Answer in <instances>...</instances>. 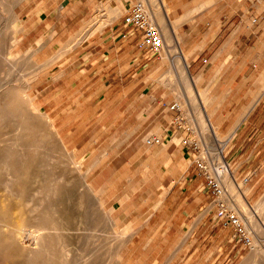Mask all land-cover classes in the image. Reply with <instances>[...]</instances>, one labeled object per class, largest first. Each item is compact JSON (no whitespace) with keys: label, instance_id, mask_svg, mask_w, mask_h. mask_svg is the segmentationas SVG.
Segmentation results:
<instances>
[{"label":"rangeland","instance_id":"1","mask_svg":"<svg viewBox=\"0 0 264 264\" xmlns=\"http://www.w3.org/2000/svg\"><path fill=\"white\" fill-rule=\"evenodd\" d=\"M134 1L98 2L85 10L78 29L66 32L65 25L61 32L45 33L46 41L40 37L34 44V37L19 41L22 25L16 15L0 10V145L7 143L14 154L18 149L25 152L20 162L13 156V163L30 166L38 155L42 171L55 177L63 189L58 197L70 221L57 234L63 236V249H59L69 264H240L252 258V248L232 240V230L216 246L203 239L196 227L209 209L213 220L218 200L254 220L251 226L245 217L253 243L258 241L261 247L259 263L263 264L264 203L259 208L258 202L264 199V184L251 190L248 177H238L224 156L230 136L222 131V121L205 118L213 116L218 106L208 103L203 75L195 71L202 56L185 67L183 75L176 63L178 50L164 39L159 54L142 50L136 73L129 68L124 81L111 87L104 81V54L114 46L113 30H128L119 15ZM148 1L155 11L159 0ZM208 1L203 6L214 2ZM71 2L63 0V22L74 12ZM115 5L122 10L108 20V9ZM181 21L180 40L187 30ZM204 27L194 26V32L199 30L196 35H202ZM217 31L210 25L203 36L211 39L192 41L190 48L201 51L217 44L213 38ZM59 51L64 52L55 56ZM176 101L181 108L171 109ZM183 138L195 139L198 150L184 145ZM192 156L219 169L226 163L233 187L225 184L227 172L217 175L210 164L211 175L225 192L214 197L203 172L198 185ZM21 197L0 185V206L7 210L0 231L14 232L17 225L28 231L38 228L29 202ZM215 223L224 228L216 218ZM9 261L15 258L0 255V264Z\"/></svg>","mask_w":264,"mask_h":264},{"label":"crops","instance_id":"2","mask_svg":"<svg viewBox=\"0 0 264 264\" xmlns=\"http://www.w3.org/2000/svg\"><path fill=\"white\" fill-rule=\"evenodd\" d=\"M101 1L105 0H72L74 12H70L68 22L61 19L66 12L62 9L63 0H0V10L9 9L7 16L16 15V20L22 25L19 41L34 37L32 40L34 44L40 41V37L46 41L45 33L54 36L61 32L65 25L66 32L78 29L84 20L85 10L92 9ZM207 1L165 0L166 18L170 22H175L177 26L182 20L180 22L182 26H187L179 42L180 51L187 55L188 67L196 64L197 58L202 56V63L200 65L197 63L195 71L203 75L202 86L207 90L208 103L218 106L213 116L205 118L208 121H222L223 126H220L222 131L230 136L228 151L224 156H228L238 177H248L250 189L255 190L264 184V0H214L213 3L203 6L202 3ZM108 10V20H111L119 15L122 7L115 5ZM180 15L184 18L178 17ZM176 17L178 18L175 19ZM199 25L205 26L202 35H196L199 30L194 32L193 29ZM210 25L218 28L213 34L217 44L204 47L201 51L190 48L189 44L192 41L211 39L209 36H203L208 32ZM75 26L77 28L74 29ZM113 31L114 46L104 54L107 61L102 68L104 81H109L107 87L124 81V75L131 67H134L136 73L142 59L138 55L143 50L138 47L133 34L124 30ZM63 52L59 51L55 56ZM133 56L135 58H131ZM127 58H131L129 62L133 60L128 66ZM94 73H98V70ZM199 102L203 103L201 98ZM227 105L235 107L230 110L220 108ZM219 112L223 116H218ZM192 164L199 170L194 177L199 185L197 178L202 175V170L193 156ZM227 175L224 179L225 184L233 187L230 172ZM203 182L202 178L201 183ZM200 195L198 199L201 201L203 194ZM263 203L264 199L258 202L259 208ZM210 211L211 209L206 211L201 218L202 223L200 220L196 227H199L203 239H209L219 246L232 229L228 225H224L225 229L217 228L215 218L209 219L213 216V213L209 214Z\"/></svg>","mask_w":264,"mask_h":264},{"label":"bare ground","instance_id":"3","mask_svg":"<svg viewBox=\"0 0 264 264\" xmlns=\"http://www.w3.org/2000/svg\"><path fill=\"white\" fill-rule=\"evenodd\" d=\"M145 1L149 4L157 23L163 31V38L171 40L173 47L178 50L175 54L177 57L176 63L179 66L180 73L184 75L186 73L185 67L189 65L188 57L180 51L177 24L173 21H168L165 16V0H159L155 11L151 7L150 2L148 0ZM163 52L167 53L166 47ZM176 103L180 109V103L177 101ZM19 127H21L20 123L17 125V128ZM20 136L21 134L18 139ZM34 147L37 152L40 144H34ZM13 156H15V162H20L25 158L26 154L21 149H18L14 154L7 143H2L0 145V185L4 190L20 193L22 200L26 204L29 202L28 206L33 212L31 216L34 218L38 228L35 231H28L23 226L17 225L14 232L0 231V255H9L10 258L14 257L15 262L9 261L10 264H69L59 249V247L63 249V236L62 234H57L61 229L64 230L69 227L70 221L58 197L63 192V189L58 186V181L55 177H51L48 173L42 171V166L44 167V165L38 155H36L35 164L30 166L13 163ZM228 171L229 167L224 163L220 173L223 175L225 172L228 173ZM31 192L32 195H29L28 193ZM256 211L254 210L253 212ZM245 217H247L251 226L255 224L252 218L247 215ZM6 218V206H0V224H3ZM261 253L258 241H255L252 245V258L246 259V257L245 261L240 264H260L259 257Z\"/></svg>","mask_w":264,"mask_h":264},{"label":"built area","instance_id":"4","mask_svg":"<svg viewBox=\"0 0 264 264\" xmlns=\"http://www.w3.org/2000/svg\"><path fill=\"white\" fill-rule=\"evenodd\" d=\"M122 22L124 26L128 27L127 32L133 34V37L136 38L138 47L151 54L162 52L165 41L160 26L145 1L135 0L129 4L122 16ZM171 109L178 110V104L174 102ZM187 129L190 130V127H187ZM182 143L198 150V143L195 139L183 138ZM196 163L206 178L207 188L214 197L218 198L225 192V188L218 178L211 175L209 164L217 175L220 173L221 168H217L213 163H207L204 158H197ZM216 206L214 218L232 228V240L245 248H252L253 239L245 216L237 213L236 210L223 201L218 200Z\"/></svg>","mask_w":264,"mask_h":264}]
</instances>
